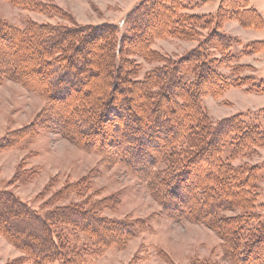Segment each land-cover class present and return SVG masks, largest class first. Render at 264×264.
<instances>
[{
  "label": "trees",
  "instance_id": "16d2710c",
  "mask_svg": "<svg viewBox=\"0 0 264 264\" xmlns=\"http://www.w3.org/2000/svg\"><path fill=\"white\" fill-rule=\"evenodd\" d=\"M8 1L33 11L47 10L40 0ZM243 5L244 0H220L217 16L223 18L230 6L235 15L244 18L241 20L244 24L259 26L261 17ZM186 9L183 0H141L125 13L122 31L110 22L66 26L31 20L18 27L1 21L0 46L7 47L9 56L2 59L4 68L0 67V80L24 77L32 82H45L50 103L68 102L66 108H70L71 116L66 117L74 125L73 137L88 140L100 133L97 137L100 143H90L117 152L118 159L134 171L156 175L151 181L159 182L161 189L155 198L164 211L172 213L170 216L198 219V214L206 209L213 215L207 225L224 236L221 230L229 226H223L222 222L219 225L217 210L244 203L245 218L237 229L245 228L238 230L237 240L232 241L239 260L244 261L250 257L251 247L264 239V219L252 212L258 196L252 176L254 167L249 168L250 173L247 166H233L224 161L220 150L231 134L229 158H233L249 150L250 145L261 144L264 130L245 123L238 114L212 125L200 105L205 93L217 95L230 85L207 62V49L220 45L221 50L227 51L230 36L213 31L189 52L152 69L143 79L133 77L137 67L129 60V56L137 54L134 48L149 41L151 35L194 37L199 16ZM50 10L59 12L61 9L52 5ZM257 44L263 42H253L250 46L255 48ZM93 75L104 78L106 84L100 79L90 83ZM108 81L112 83L110 92L106 88H109ZM236 81L243 85L242 81ZM209 85L214 86L212 91ZM181 91L186 92L184 100L179 97ZM138 96L141 97L139 104ZM175 98L180 102V109ZM108 117L110 125L107 127ZM58 125L68 129L64 120ZM198 143L207 156L205 168H214L202 175L206 182L199 184L203 191L198 195L200 204L193 215L187 194L191 183L187 180L190 167L193 168L200 157L194 162L195 158L190 161V157L180 156L185 154L183 144L192 151ZM159 163L165 164L163 170H157ZM161 170L167 171L164 177L159 175ZM207 196L211 198L208 202ZM67 227L87 233L92 243L100 246L124 242L138 229L134 222L101 217L75 204L57 205L39 212L11 191L0 189V234L32 263L85 264L82 249H76L67 238ZM223 239V243L226 242Z\"/></svg>",
  "mask_w": 264,
  "mask_h": 264
},
{
  "label": "rangeland",
  "instance_id": "374dc122",
  "mask_svg": "<svg viewBox=\"0 0 264 264\" xmlns=\"http://www.w3.org/2000/svg\"><path fill=\"white\" fill-rule=\"evenodd\" d=\"M40 1L46 11H33L8 0H0V22L18 27L31 20L66 26L110 22L122 31L125 13L141 0ZM183 2L187 12L199 16L195 36L151 35L149 41L134 48L137 54L129 56L130 63L137 67L133 77L143 79L152 69L169 64V61L189 52L211 32H222L230 36V47L227 51L221 50L220 45L208 48L207 62L230 85L217 95L205 93L200 98L201 108L212 125L238 114L245 123L264 130V0H244V5L261 17V24L256 27L244 24V18L235 15L230 6L223 18L217 16L220 0ZM52 5L63 12L50 10ZM258 41L263 44L253 45V49L250 45ZM147 49L153 52L149 53ZM8 54L7 47L1 45V68H4L2 59H7ZM21 78L5 77L0 80V189L11 191L39 212L57 205L75 204L101 217L134 222L138 227L134 236L107 246L92 243V237L87 233L67 227V238L76 249H82L85 264H264V239L251 247L250 257L244 261L239 260L238 251L232 246V241L237 240V231L245 228L237 229L245 218L244 203L217 210L219 225L222 222L223 226L228 224L231 229H222L224 236L208 226L213 215L206 209L198 214V219L170 216L172 213L164 211L155 198L159 195L161 184L151 181L157 178L153 172L134 171L118 159L117 152L103 149L97 143L93 145V141L100 143L97 138L100 133L88 140L87 137H73L71 131L74 125L66 117L71 116L70 108H66L68 102L50 103L45 82ZM98 79L106 84L104 78L94 75L89 81L93 83ZM236 79L243 85H238ZM108 83L109 88H106L110 92L112 83ZM213 88L209 85L210 91ZM117 93L114 91V94ZM185 93L181 91L179 97L183 99ZM106 97L108 93L104 95V101ZM140 100L138 96L137 104ZM174 102L180 109L179 100L175 98ZM139 109L143 113V109ZM63 120L68 129L59 127L58 123ZM109 120L108 117L107 127ZM231 139V134L225 139L221 156L233 166L254 167L249 172L252 171L258 196L252 212L264 219V136L261 144L250 145L249 150L229 158ZM183 147L185 154L180 157H190V161L195 158L194 162L200 157L193 162V168L190 167L187 180L191 183L187 194L194 215L200 204L198 195L203 191H200L199 184L206 182L202 175L214 167L205 168L207 156L202 147L199 149L200 143L195 144L192 151L185 144ZM156 167L163 170L165 164L159 163ZM162 170L159 175L164 177L167 171ZM209 199L210 196H207V202ZM204 217L208 219L205 221ZM223 238L226 239L225 244ZM0 264L34 263L0 234ZM50 264L60 263L54 261Z\"/></svg>",
  "mask_w": 264,
  "mask_h": 264
}]
</instances>
